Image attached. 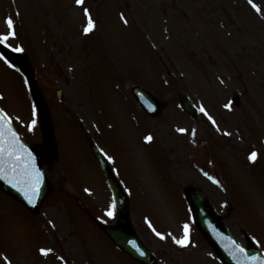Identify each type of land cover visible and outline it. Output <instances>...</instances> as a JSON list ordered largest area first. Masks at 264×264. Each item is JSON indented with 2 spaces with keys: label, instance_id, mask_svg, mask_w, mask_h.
<instances>
[{
  "label": "rangeland",
  "instance_id": "1",
  "mask_svg": "<svg viewBox=\"0 0 264 264\" xmlns=\"http://www.w3.org/2000/svg\"><path fill=\"white\" fill-rule=\"evenodd\" d=\"M253 3L260 11L249 0H84L82 5L76 0H18L17 14L0 9V34L8 32L7 18L19 23L9 43L23 48L32 63L58 145L57 158L45 167L53 190L35 215V224L28 227L33 216L0 191V264H113L108 256H114L115 248L87 219L88 226L81 222L86 212L76 204L79 197L95 216L114 220V215H106L111 197L87 153V138L95 139L116 167L119 163L126 189L132 191L131 221L156 254L157 264H220L187 213L182 188L188 186L212 202L235 239L244 244L248 234L264 253V184L254 178L255 161L249 159L255 151L256 165L264 160V0ZM89 16L91 31H97L95 20L100 30L105 27L102 42L97 33L87 39ZM131 38L139 51L127 46ZM106 68L113 82L104 74ZM100 74L102 86L93 90L95 100L86 98L91 91L87 81L94 82ZM127 82L158 97L159 117L138 116L142 112L137 105H127L130 96L122 86ZM24 89L22 79L0 58V104L23 138L40 143L38 113L33 117ZM56 89L62 91V102L56 101ZM105 92L110 106L106 112ZM182 93L195 105V117L182 115ZM116 98L121 100L112 104ZM34 118L37 122L30 127ZM140 134L155 138L147 140L145 150L151 180L158 173L153 184L139 173L149 165L139 150L141 143L131 148L132 138ZM132 150H137L134 162L123 161L132 159ZM126 166L133 167L131 177L136 174L135 189ZM180 221L189 226L186 247L176 243L182 239ZM150 222L163 239L148 230L145 224ZM47 225L49 236L41 241L37 229L44 227L46 234ZM41 249L52 251L45 256ZM115 255L114 264L135 263Z\"/></svg>",
  "mask_w": 264,
  "mask_h": 264
},
{
  "label": "water",
  "instance_id": "2",
  "mask_svg": "<svg viewBox=\"0 0 264 264\" xmlns=\"http://www.w3.org/2000/svg\"><path fill=\"white\" fill-rule=\"evenodd\" d=\"M1 52L4 53L7 58L12 61V63L24 70L22 64L20 62H14L10 57L11 55L1 49ZM135 94L138 93L141 94L145 99L149 100L152 104H155L154 100L150 98L147 94H145L142 90L140 89H135L134 90ZM139 100V99H138ZM141 105L143 108L146 109L144 106V103L141 102ZM184 108L186 109L187 112H189V105L188 103L184 104ZM44 120H47L46 116L44 115ZM42 133L44 137V144L45 147L43 150L39 148H34V147H29L21 143L19 140V143L24 146V148L32 154V157L34 159L35 167L38 168L39 170L41 169L42 162L47 160L48 157H50L53 152H54V141H53V136L51 132V127L47 121H44L43 127H42ZM94 151V149H93ZM23 155V161L21 163V169L23 168L24 164L27 162V155L26 153H21ZM94 154L97 157V160L101 164L103 168V172H105L107 178L109 179V171L107 168L106 163L102 160L100 154L98 151H94ZM5 167H9L7 161H5ZM41 172V170H40ZM47 181L44 179L43 175L41 177V183L39 187V193L38 195L34 198L33 203H29L28 199L25 197L24 193L19 190V187H14L7 179H5L3 176H0V186L3 187L6 191L11 193L14 197H17L20 199L22 202L28 205V207H33L36 203H39L41 199L45 196V194L49 191V185H47ZM113 185V184H112ZM113 190L114 192L117 193V188L113 185ZM116 205H117V213L119 214L120 217V222L119 226L120 229H116L117 227H104L102 228L106 231L108 235L114 240V242L117 244L118 247L123 249L125 252L132 254L138 259L145 260L143 258L144 255H140V251H142V247L140 244H138L136 241L130 243V240H128L127 236L130 235V232L127 229V219H126V203H125V198L119 194V197L115 199ZM189 202L190 205L193 209V216L194 219L207 238V240L211 243V245L214 247L215 250H217L220 259L226 263V264H238L239 255L236 254L235 248L228 243V241L225 239L224 234L226 233L225 229L222 227L221 223L219 222L218 217L214 213L213 209L207 202H202L198 197H196L194 194H191L189 197ZM119 230L118 232H116ZM130 239V238H129ZM224 243L227 247L224 248L222 245ZM253 253V250L249 251L248 253ZM149 259V258H148ZM150 262V261H149Z\"/></svg>",
  "mask_w": 264,
  "mask_h": 264
},
{
  "label": "snow or ice",
  "instance_id": "3",
  "mask_svg": "<svg viewBox=\"0 0 264 264\" xmlns=\"http://www.w3.org/2000/svg\"><path fill=\"white\" fill-rule=\"evenodd\" d=\"M78 5H82L84 0H76ZM249 3L256 8L257 11L260 9L253 3V0H249ZM85 14L88 15V9L85 8ZM127 21L125 20V23ZM8 32L5 34H0V44H5L8 47H11L9 43L10 38H14L16 33L14 30V21L11 17L7 18L6 20ZM94 27V23L89 16L88 25L85 27V33L90 32ZM16 52H22L23 48L16 47L13 49ZM0 58H3L0 56ZM201 111L208 115L207 112L201 108ZM37 115L35 106L33 107V117ZM209 120H212L213 124L215 121L212 117L208 116ZM36 119L34 118L31 121L30 127L35 126ZM179 131L184 132L185 129H179ZM152 137H146V140H151ZM26 153L28 159L27 162L24 164L23 168L21 169V163L23 161V155L21 153ZM257 158V153L253 151L250 153L249 159L251 161H255ZM5 161H7L9 167H5ZM0 176H3L5 179L9 181L14 187H19V190L22 191L25 197L28 199L29 203L34 202V198L39 193V187L41 183L42 173L38 168L35 167L34 159L32 154L28 152L22 144L19 143V137L17 133L11 127V117L7 112L3 109H0ZM115 203L111 204L106 212V215L111 217L115 214ZM185 234L182 239H177L176 243L182 246H188L189 243V226L187 224L184 225ZM155 231V229H154ZM157 236H160L162 239L164 238L160 232H156ZM233 247L235 248L236 252L244 255L247 257L246 250L236 245L235 241H232ZM52 249H41L42 254L47 256ZM6 259V258H5ZM252 261H256L258 257H251ZM10 264V262H9ZM261 264H264V261H261Z\"/></svg>",
  "mask_w": 264,
  "mask_h": 264
},
{
  "label": "bare ground",
  "instance_id": "4",
  "mask_svg": "<svg viewBox=\"0 0 264 264\" xmlns=\"http://www.w3.org/2000/svg\"><path fill=\"white\" fill-rule=\"evenodd\" d=\"M41 254H42V252H41Z\"/></svg>",
  "mask_w": 264,
  "mask_h": 264
}]
</instances>
